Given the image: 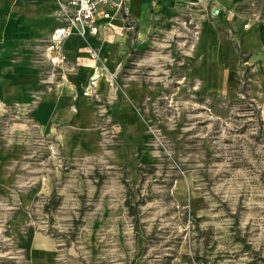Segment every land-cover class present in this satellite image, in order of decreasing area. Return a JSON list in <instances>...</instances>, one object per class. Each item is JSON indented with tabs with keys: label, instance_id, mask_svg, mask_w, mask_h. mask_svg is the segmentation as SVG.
Instances as JSON below:
<instances>
[{
	"label": "rangeland",
	"instance_id": "obj_1",
	"mask_svg": "<svg viewBox=\"0 0 264 264\" xmlns=\"http://www.w3.org/2000/svg\"><path fill=\"white\" fill-rule=\"evenodd\" d=\"M35 1L47 4L29 14L43 32L6 54L50 87L65 80L46 54L63 0H9L21 19ZM127 10L116 78L157 87L147 121L155 161L133 182L110 158L38 150L31 110L41 86L29 104H0V141L14 134L29 145L0 157V264H32L20 245L31 227L59 243L53 264H264V0H129ZM210 34L220 49L207 62L235 88L208 93L192 73Z\"/></svg>",
	"mask_w": 264,
	"mask_h": 264
},
{
	"label": "crops",
	"instance_id": "obj_2",
	"mask_svg": "<svg viewBox=\"0 0 264 264\" xmlns=\"http://www.w3.org/2000/svg\"><path fill=\"white\" fill-rule=\"evenodd\" d=\"M46 6V1L31 2L28 16L21 19L14 15L9 0H0V104H29L32 92L41 86L39 91L42 97L31 110V117L38 126L39 147H43L38 150L50 152V148H57L68 159L110 158L116 165H126L131 181H140L139 166L155 161L147 121L154 116L150 102L156 99L157 87L136 81L125 85L116 97L113 96L109 75H117L125 46L123 42L120 46L114 43L122 39V34L116 32L121 23L117 21L118 15L112 19L114 28L111 30L101 25L99 34H89L87 40L72 35V38L64 41L68 56V63L61 68L64 81L60 80L59 84L50 87L38 82L37 75L29 66L15 64V51L6 54V48L15 40L35 38L43 32L46 25L29 14L34 10L44 11ZM53 22L55 29L60 22L56 18ZM29 25L34 27L29 28ZM212 36L210 34L208 43H201L198 51L205 52V57L192 70L203 90L208 93L235 88L237 85L232 76L223 75L214 67L215 58L211 59L213 63L207 62V53L215 55L220 49L217 39ZM255 38L253 46L245 45L247 51L254 49L259 42L258 35ZM89 45L98 48L101 54L105 51L104 64H96L89 54ZM75 52L78 55L73 56ZM98 72L101 73L96 80L99 93L91 97L84 86ZM26 137L10 134L0 141V157L12 161L16 151L21 154V148L29 146L23 144ZM18 139L20 146L15 143ZM35 193H27L25 200L28 204L34 202ZM23 232L20 245L28 261L32 264H53L59 243L33 227Z\"/></svg>",
	"mask_w": 264,
	"mask_h": 264
},
{
	"label": "built area",
	"instance_id": "obj_3",
	"mask_svg": "<svg viewBox=\"0 0 264 264\" xmlns=\"http://www.w3.org/2000/svg\"><path fill=\"white\" fill-rule=\"evenodd\" d=\"M129 0H63L56 13V19L60 22L55 27L52 37L46 45L47 57L55 67L62 68L68 63V56L64 48V41L72 36L78 35L87 40L89 34H99L100 26L111 30L114 28L112 19L119 15L128 13ZM213 15L218 16L221 8L216 7ZM102 22V23H101ZM245 28H250L251 23L246 22ZM89 54L94 60H101L102 54L98 48L89 45ZM101 76L97 73L91 82L84 86L87 95L94 97L98 94L96 80ZM117 76L111 75L110 85L113 95H117L121 89V81Z\"/></svg>",
	"mask_w": 264,
	"mask_h": 264
},
{
	"label": "bare ground",
	"instance_id": "obj_4",
	"mask_svg": "<svg viewBox=\"0 0 264 264\" xmlns=\"http://www.w3.org/2000/svg\"><path fill=\"white\" fill-rule=\"evenodd\" d=\"M116 18V17H115ZM114 19V18H113ZM68 38H72V36L68 37Z\"/></svg>",
	"mask_w": 264,
	"mask_h": 264
}]
</instances>
